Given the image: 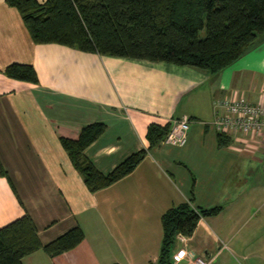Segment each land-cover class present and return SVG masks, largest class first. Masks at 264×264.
Wrapping results in <instances>:
<instances>
[{
    "label": "crops",
    "instance_id": "0c3cea01",
    "mask_svg": "<svg viewBox=\"0 0 264 264\" xmlns=\"http://www.w3.org/2000/svg\"><path fill=\"white\" fill-rule=\"evenodd\" d=\"M13 63L32 65L38 84L6 77ZM233 94L264 100V34L212 76L188 66L36 45L19 12L0 0V166L8 177L0 176V228L27 213L43 244L75 226L84 232L75 249L54 258L39 250L22 263H155L161 217L184 202L222 210L200 219L176 250L214 257L211 264H238L231 253L264 263V135L226 136L222 146L211 126L215 102ZM184 116L191 122L183 147L159 143L129 175L95 193L59 140L105 124L84 155L108 174L148 149L150 124Z\"/></svg>",
    "mask_w": 264,
    "mask_h": 264
},
{
    "label": "trees",
    "instance_id": "16d2710c",
    "mask_svg": "<svg viewBox=\"0 0 264 264\" xmlns=\"http://www.w3.org/2000/svg\"><path fill=\"white\" fill-rule=\"evenodd\" d=\"M5 4L19 12L36 45L56 44L100 56L188 66L212 76L244 56L264 34V0H46L42 4L5 0ZM4 75L38 84L29 64H10ZM170 127V122L150 124L148 149L131 154L108 174L98 171L84 155L105 132V124L86 125L78 138L59 140L88 191L95 193L129 175L149 149L162 143ZM226 136L218 132L220 145L228 144ZM0 176L7 177L1 166ZM221 210L220 206L197 208L184 202L164 212L158 258L150 264H173L177 236L190 237L200 219ZM83 240V230L75 226L43 244L26 213L0 228V264H23L24 257L39 250L54 258Z\"/></svg>",
    "mask_w": 264,
    "mask_h": 264
},
{
    "label": "built area",
    "instance_id": "2783aa9c",
    "mask_svg": "<svg viewBox=\"0 0 264 264\" xmlns=\"http://www.w3.org/2000/svg\"><path fill=\"white\" fill-rule=\"evenodd\" d=\"M190 118L174 119L162 141L166 145L183 147L187 142ZM211 126L227 136H263L264 135V100L250 102L243 96L233 94L215 102ZM187 237L177 236V242L185 245ZM214 257L196 256L185 247H180L173 254V264L187 261V264H211Z\"/></svg>",
    "mask_w": 264,
    "mask_h": 264
},
{
    "label": "rangeland",
    "instance_id": "374dc122",
    "mask_svg": "<svg viewBox=\"0 0 264 264\" xmlns=\"http://www.w3.org/2000/svg\"><path fill=\"white\" fill-rule=\"evenodd\" d=\"M257 208H254L253 209V211H252V214H256L257 213ZM240 228V226L237 228V229H239ZM245 230V229H244ZM228 252V251H227ZM231 253V252H230ZM234 257H233V259L234 260H236V262L238 263V264H249V262H247L244 258H241V257H238V256H236L235 254H233V253H231ZM248 258H250L251 259V257L249 256ZM253 262H257L255 259L253 260ZM259 264H264L263 262H259Z\"/></svg>",
    "mask_w": 264,
    "mask_h": 264
}]
</instances>
